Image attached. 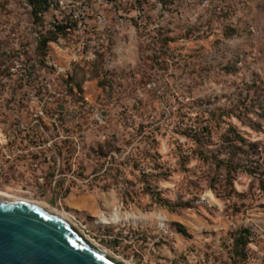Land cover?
I'll list each match as a JSON object with an SVG mask.
<instances>
[{"label":"rangeland","instance_id":"1","mask_svg":"<svg viewBox=\"0 0 264 264\" xmlns=\"http://www.w3.org/2000/svg\"><path fill=\"white\" fill-rule=\"evenodd\" d=\"M241 1L0 0V191L124 264H264V0Z\"/></svg>","mask_w":264,"mask_h":264},{"label":"water","instance_id":"2","mask_svg":"<svg viewBox=\"0 0 264 264\" xmlns=\"http://www.w3.org/2000/svg\"><path fill=\"white\" fill-rule=\"evenodd\" d=\"M0 264H124L60 214L0 195Z\"/></svg>","mask_w":264,"mask_h":264},{"label":"bare ground","instance_id":"3","mask_svg":"<svg viewBox=\"0 0 264 264\" xmlns=\"http://www.w3.org/2000/svg\"><path fill=\"white\" fill-rule=\"evenodd\" d=\"M0 195H2L3 197H5V198H9V199H12V200H20V201H24V202H29V203H34V204H37V205H40V206H42V207H44V208H47L48 210H51L52 212H54V213H57V214H59L55 209H54V207H53V205H52V201L50 200V199H47V200H43V201H36V200H31V199H27V197L26 198H24V197H21V196H16V195H10V194H8V193H5V192H1L0 191ZM61 215V214H60ZM62 216V215H61ZM64 217V216H63ZM65 218V217H64ZM66 219V218H65ZM152 218L149 216V217H146V218H138V217H136V216H132V215H127L126 217H121V216H119V214H118V210L117 209H115L113 212H111L110 213V216L108 217V219H104V220H102V222H101V224H105V225H108V224H116V223H119V222H134V221H138V220H142L143 222L144 221H149V220H151ZM153 220V219H152ZM154 220H156V222L157 221H159V224L160 225H162V222H163V220H162V218L161 217H156V219H154ZM69 221V220H68ZM70 222V221H69ZM158 224V225H159ZM88 240V239H87ZM92 245H94V246H96V247H98L99 249H102V250H104V251H106L108 254H110L113 258H115V259H117V260H119L120 261V259L119 258H117V257H115L112 253H110V252H108L105 248H103V247H101V246H99V245H96V244H94V242L92 243L91 241H89Z\"/></svg>","mask_w":264,"mask_h":264},{"label":"built area","instance_id":"4","mask_svg":"<svg viewBox=\"0 0 264 264\" xmlns=\"http://www.w3.org/2000/svg\"><path fill=\"white\" fill-rule=\"evenodd\" d=\"M204 6L205 7H210L211 6V0H204ZM218 10L219 11H224V12H231L233 13V11H239L240 13V17H242L243 13H245L246 10V4H244L243 1L241 0H221V5H218ZM250 25V31L253 30L251 23L249 22ZM251 33H255V30H253ZM40 90H36L35 94L33 97H37L38 93ZM53 91V90H52ZM54 94H56L55 91H53ZM54 95L49 93L48 96L46 97V102L49 103L52 101V99H54ZM50 99V100H48ZM45 104H43V106L40 108V110H37L38 113H41V115H43L44 113V106ZM38 108V107H37Z\"/></svg>","mask_w":264,"mask_h":264},{"label":"trees","instance_id":"5","mask_svg":"<svg viewBox=\"0 0 264 264\" xmlns=\"http://www.w3.org/2000/svg\"><path fill=\"white\" fill-rule=\"evenodd\" d=\"M45 40L46 41L44 42V45L47 43V41H49V39L46 38ZM180 232L187 236V231H186V229L183 226H180ZM245 232L249 233L248 230H246Z\"/></svg>","mask_w":264,"mask_h":264}]
</instances>
